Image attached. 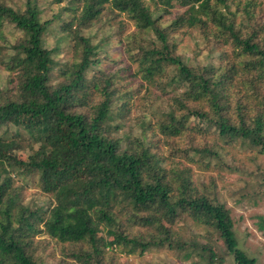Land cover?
Masks as SVG:
<instances>
[{
    "label": "trees",
    "instance_id": "16d2710c",
    "mask_svg": "<svg viewBox=\"0 0 264 264\" xmlns=\"http://www.w3.org/2000/svg\"><path fill=\"white\" fill-rule=\"evenodd\" d=\"M9 1L0 0L6 82L0 88V264H46L32 251L41 234L60 244L62 256L74 264H115V253L142 257L159 249L183 253L184 261L197 259L193 264H223L220 246L233 264H257L238 248L215 178L196 184L189 169L158 155V142L147 137L149 118L136 122L138 137L119 134L131 95L118 89L115 76L97 69L104 53L81 32L99 22L106 6L134 23L127 57L171 101L152 117L154 130L165 141L187 136V147H172V154L208 168L221 164L226 146L264 155V23L256 21L258 4L67 0L71 21L59 25L66 33L58 41L70 39L73 52L60 63L61 46H44L56 20H42L35 0H25L22 11ZM170 8L177 12L165 24L161 19ZM181 29L211 37L221 50L218 58L187 64L177 54ZM208 135L212 144L203 141ZM29 187L49 197L48 204L25 203ZM258 188L239 201L264 196V173ZM254 219L264 237V215ZM195 225L205 233L204 243L192 235Z\"/></svg>",
    "mask_w": 264,
    "mask_h": 264
},
{
    "label": "rangeland",
    "instance_id": "374dc122",
    "mask_svg": "<svg viewBox=\"0 0 264 264\" xmlns=\"http://www.w3.org/2000/svg\"><path fill=\"white\" fill-rule=\"evenodd\" d=\"M245 2L247 0H241ZM258 4L256 8V21L264 23V0H252ZM35 4L41 11V19L49 20L54 18L52 27L44 38V46L47 49L53 48L55 45H60V54L57 60L62 63L69 61L72 55V41L64 40V43L58 41V37H62L66 32H62L59 25H65L71 21V15L65 9L67 8V0H62L60 3L57 0H35ZM152 7V3H148ZM7 5L13 10H24L25 0H10ZM153 8V7H152ZM80 7L75 11V16L80 14ZM168 14L163 15L161 21L167 24L170 21V16L177 12L171 8L167 10ZM171 12V13H170ZM99 22L91 28L83 30L81 33L84 36L94 37L93 42L100 46L99 52L103 51V55L99 54L101 65L97 68L99 71H104L107 75H113L118 82V89L129 92L130 102L128 103V114L124 120V128L119 132L120 135L132 133L133 136L140 135V128L136 126V122L142 117L149 118L151 122L150 128L147 131L149 140L157 143L155 147L157 154L164 157L166 160L172 159L175 163H179L181 168L190 170L192 179L196 184H207L211 178H215L217 190L220 198L230 210V217L233 222L235 236L238 242V248L242 250L248 257L255 258L257 264H264V237L256 230L254 225V217L264 215V196H254L252 200L239 201L241 196L253 194V188L258 191V182L261 175L264 173V155L251 153L247 148L239 145L232 147L226 146L225 150L221 151V164H210L208 168H203L201 164L189 162L181 158L178 154H172L171 148L187 147L188 140L186 137L171 138L167 141L162 140V136L154 130L155 121L152 117L157 116L162 111H167L170 108V96L163 94L157 86L151 85L142 79L141 73L137 71V63L132 62L126 54V46L128 39L137 32V29L132 21L126 16L120 15L117 12L110 11L108 6L101 13ZM158 16V15H157ZM62 21L61 24L59 21ZM8 40L13 42V34L10 29L5 32ZM147 42H151L153 37L147 35L141 36ZM178 41L177 54L182 56L184 61L189 65L203 64L209 60V57L218 58L221 50L219 46L209 36L202 39L199 31L186 32L181 29L176 33ZM105 52L107 56H105ZM105 57V58H104ZM0 70V88L6 86L4 73ZM93 73H89L91 77ZM114 114V113H113ZM162 114V113H161ZM153 131V132H152ZM210 144L213 142V136L208 135L204 140ZM199 137L195 139V144L201 145ZM168 157L170 159H168ZM22 158V157H21ZM170 164L169 161H166ZM16 184H19L16 181ZM237 193V194H236ZM236 194V195H235ZM24 202L32 205L45 203L48 204L49 197L43 195L34 188H27L24 193ZM256 195V193L254 194ZM238 199V200H237ZM133 231L138 230L133 228ZM202 229L199 226L192 227V235L198 241L204 243ZM40 242H43L40 244ZM35 249L32 248L37 255H41L43 262L46 259V264H58L62 261L68 264L75 262L62 256L61 245L55 240L47 238L44 235H37L34 238ZM225 248L220 246L219 255H223V264H233L231 258L224 252ZM183 253L172 252L167 250H151L143 254L142 257H125L122 254L115 253L113 263L115 264H193L197 259L184 261ZM45 264V263H44Z\"/></svg>",
    "mask_w": 264,
    "mask_h": 264
}]
</instances>
